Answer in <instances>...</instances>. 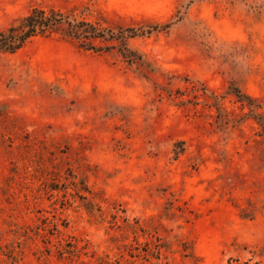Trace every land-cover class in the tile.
Masks as SVG:
<instances>
[{
	"label": "rangeland",
	"instance_id": "rangeland-1",
	"mask_svg": "<svg viewBox=\"0 0 264 264\" xmlns=\"http://www.w3.org/2000/svg\"><path fill=\"white\" fill-rule=\"evenodd\" d=\"M34 7L141 58L2 57L0 264H264V0H0V29Z\"/></svg>",
	"mask_w": 264,
	"mask_h": 264
},
{
	"label": "trees",
	"instance_id": "trees-1",
	"mask_svg": "<svg viewBox=\"0 0 264 264\" xmlns=\"http://www.w3.org/2000/svg\"><path fill=\"white\" fill-rule=\"evenodd\" d=\"M143 29L135 27L118 30L102 28L94 22L78 19L73 15L55 8L34 7L27 15L0 29V60L6 54H14L38 36L48 37L54 34L76 42L86 50L99 51L97 40L118 41L119 52L125 58L135 60L141 58L139 53L128 46V39L139 35ZM239 98L253 99L236 89ZM259 264V263H256Z\"/></svg>",
	"mask_w": 264,
	"mask_h": 264
}]
</instances>
